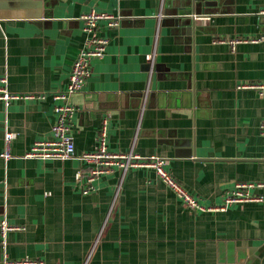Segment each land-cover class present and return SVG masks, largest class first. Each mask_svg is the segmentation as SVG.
I'll list each match as a JSON object with an SVG mask.
<instances>
[{
    "label": "crops",
    "instance_id": "1",
    "mask_svg": "<svg viewBox=\"0 0 264 264\" xmlns=\"http://www.w3.org/2000/svg\"><path fill=\"white\" fill-rule=\"evenodd\" d=\"M92 11L121 23L101 22L106 53L71 97L76 156L29 158L53 139L54 96L87 46L81 17ZM261 37L264 0H0V79L20 97L0 100V224L22 227L6 239L0 229V264H264V96L240 88L264 83V39L229 43ZM105 121L109 152L166 161L207 210L146 166L115 168L84 194L80 155L99 148ZM237 183L256 185L260 201L209 210Z\"/></svg>",
    "mask_w": 264,
    "mask_h": 264
},
{
    "label": "built area",
    "instance_id": "2",
    "mask_svg": "<svg viewBox=\"0 0 264 264\" xmlns=\"http://www.w3.org/2000/svg\"><path fill=\"white\" fill-rule=\"evenodd\" d=\"M81 19L85 22L84 32L89 35L90 38L87 46L80 50L73 63L67 90L54 96L55 100L61 101V103L57 105L55 109L58 114V119L53 126V139L50 141L36 142L26 155L29 158L42 160H67L76 156V146L70 130L71 121L76 107L72 104L71 97L82 92L84 89L87 79L92 73L91 61L96 58H102L106 53L108 40L100 37L98 34V31L101 28V22L106 21L111 29L118 28L121 23L120 16L109 13H98L95 11L83 15ZM262 39H264V37H261L260 39H235L229 41V43H231L234 48L235 45L240 42H258ZM148 63L150 65L151 75V73L154 72L156 63L155 54L148 55ZM0 82L4 84V86L0 87V100H5L6 103L9 104L11 100L20 98L11 94L7 90V80L5 78H1ZM240 88L254 89L257 90L260 95L264 96V83L241 85ZM106 123L107 122L105 121V126L99 136V148L94 152H86L80 155V159L87 163L89 167L87 173H78L77 177L78 181L82 183V191L84 194L95 191V181L103 175L113 173L115 168H120L123 172H126L129 168L146 166L156 169L159 177L164 180V182L184 201L189 208L193 210H207L206 207L200 204L197 198L190 194L170 173L165 170L164 166L166 165V161L158 157L143 158L133 153L116 154L109 152L106 144ZM14 138V133L6 134L7 150L4 154L5 158H11L10 147ZM82 174H84L85 177H83ZM255 186L256 185L250 183H237L235 188L227 194L222 205L209 208V210L224 211L229 206L237 203L260 201L259 198L257 199L249 194V190ZM258 186L263 187L264 185ZM0 229L3 238L6 239L8 232L20 230L22 227L12 225L8 221L4 220L0 224ZM4 264L44 263L30 259L21 261L7 259Z\"/></svg>",
    "mask_w": 264,
    "mask_h": 264
}]
</instances>
